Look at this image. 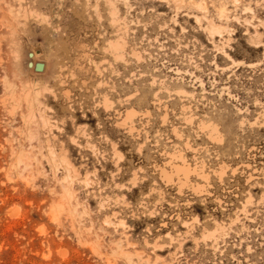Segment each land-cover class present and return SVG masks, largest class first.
<instances>
[{
  "label": "rangeland",
  "instance_id": "1",
  "mask_svg": "<svg viewBox=\"0 0 264 264\" xmlns=\"http://www.w3.org/2000/svg\"><path fill=\"white\" fill-rule=\"evenodd\" d=\"M0 264H264V0H0Z\"/></svg>",
  "mask_w": 264,
  "mask_h": 264
},
{
  "label": "water",
  "instance_id": "2",
  "mask_svg": "<svg viewBox=\"0 0 264 264\" xmlns=\"http://www.w3.org/2000/svg\"><path fill=\"white\" fill-rule=\"evenodd\" d=\"M36 69H39V70L43 69V63L42 62L36 63Z\"/></svg>",
  "mask_w": 264,
  "mask_h": 264
},
{
  "label": "bare ground",
  "instance_id": "3",
  "mask_svg": "<svg viewBox=\"0 0 264 264\" xmlns=\"http://www.w3.org/2000/svg\"><path fill=\"white\" fill-rule=\"evenodd\" d=\"M221 11H222V12H225V11H226V8H225V7H222V8H221ZM166 173H167V172H166ZM166 173L164 174V172H163V174L167 177V174H166ZM168 176H169V175H168ZM212 235H214V233H213Z\"/></svg>",
  "mask_w": 264,
  "mask_h": 264
}]
</instances>
